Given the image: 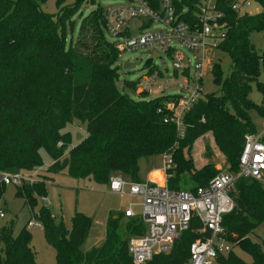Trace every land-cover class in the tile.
I'll list each match as a JSON object with an SVG mask.
<instances>
[{
  "label": "trees",
  "instance_id": "trees-1",
  "mask_svg": "<svg viewBox=\"0 0 264 264\" xmlns=\"http://www.w3.org/2000/svg\"><path fill=\"white\" fill-rule=\"evenodd\" d=\"M45 1L0 0V171L15 173L39 168V150L44 148L51 159L43 170L44 178L65 171L75 179L91 178L97 183L108 184L114 173L140 181V159L169 153L172 166L166 171L168 188L180 190L179 172H187L194 182L188 189L194 190L205 186L218 172L211 162L194 169L191 156L183 155L182 149L194 138L211 132L225 156L227 171L238 172L244 135L257 132L250 111L264 119V53H259L250 39L253 32L264 33V0H255L261 5L256 14H238L229 2L220 0L225 29L216 46L229 55L231 70L221 79L219 66L212 65L219 92L205 94L193 102L184 111L181 130L173 121L171 110L164 106L167 99L173 98L171 95L148 98L137 90V81L125 83L136 98L116 87L118 74L114 63L119 52L107 38L101 6L93 10L94 28L107 44V53L96 51L97 43L90 48L84 43L79 47L75 39L67 38V27L73 31V18L77 16L75 7L83 0H71L68 4L56 0L58 12L54 15L41 10ZM200 1L173 0L178 19L193 21ZM150 2L157 7L158 0ZM80 30L81 25L76 34ZM93 36L89 37L90 42ZM252 84L261 94L259 104L249 98ZM74 118L85 122L86 136L71 147L70 133L61 130ZM42 182L32 189L40 196L45 193ZM4 186L0 184V195ZM16 190V195L33 208L34 198L21 192L19 186ZM230 196L233 208L222 216L223 236L231 246L246 251L251 261H243L231 248L217 256L215 262L264 264V249L249 236L264 222V185L239 177ZM32 215L55 250V264H135L126 242L130 235L144 231L138 218H126L121 223V218H125L123 212H109L103 242L82 251L80 246L91 225L88 216L75 211L68 230L62 222H53L46 206ZM200 228L201 223L193 216L189 228L174 240L168 252L154 255L142 264H185L190 244L208 235ZM0 243L2 264H43L36 260L31 234L24 228L13 236L11 226L0 227Z\"/></svg>",
  "mask_w": 264,
  "mask_h": 264
},
{
  "label": "built area",
  "instance_id": "built-area-1",
  "mask_svg": "<svg viewBox=\"0 0 264 264\" xmlns=\"http://www.w3.org/2000/svg\"><path fill=\"white\" fill-rule=\"evenodd\" d=\"M125 6H109L104 10L107 35L112 38L119 51H133L139 48L158 49L172 58V75L185 78H164V70L150 63V67L139 77L137 90L154 98L166 94L174 97L175 103L167 109L184 112L199 98L203 97L200 71L205 64L203 52L207 47L206 38H214L216 44L223 35L225 22L221 19L224 12L219 9L220 0H201L196 4L193 21L178 19L173 0H158L154 8L150 0H128ZM229 2V7L240 12L247 0H222ZM184 11V10H183ZM244 13V12H243ZM142 19L148 26L146 32L138 37H130L129 22ZM160 24L159 28L150 26ZM123 37V41H121ZM218 40V41H217ZM177 47L183 48L188 54ZM189 55L193 60L195 72L189 77ZM151 65H154L155 68ZM151 68V69H150ZM150 69V70H149ZM176 87V91L165 92ZM184 92L188 94L185 96ZM181 130L182 124L178 115L173 120ZM172 166L169 153L162 154V180L146 179L130 181L114 173L109 176L107 187L110 192L119 196L127 195L135 202H129L123 211L125 218H138L144 231L132 234L126 242L127 252L133 263L142 264L151 260L154 255L170 250L175 239L189 228L192 217L201 223L200 232L207 231L204 238L194 240L189 247V258L185 264H208L217 256L231 249V244L224 238L221 224L222 216L233 208L230 191L239 177L264 180V129L244 135L242 150L238 159V172L220 171L205 186L194 190H173L166 184V171ZM20 172H0V184H20L31 180ZM42 200L46 201L44 198ZM138 207L135 210L134 207ZM0 210V217H3ZM29 221L28 225H34Z\"/></svg>",
  "mask_w": 264,
  "mask_h": 264
},
{
  "label": "rangeland",
  "instance_id": "rangeland-1",
  "mask_svg": "<svg viewBox=\"0 0 264 264\" xmlns=\"http://www.w3.org/2000/svg\"><path fill=\"white\" fill-rule=\"evenodd\" d=\"M56 0H46L40 5V8L43 12L54 15L56 14L57 8L55 5ZM64 1V0H61ZM71 0H65L64 4L71 3ZM129 4L128 0H94L93 3H90V0H83V2L75 7L77 11V16L73 18V31L67 27V38L75 39V45L79 46L84 43L89 48L96 44V51L102 53L108 52V46L102 39L97 28H94L96 14L93 12L94 8L99 5L103 10L107 9L109 6H125ZM261 11V5L255 0H247V5L241 6L240 12H246L248 14H256ZM67 15V14H66ZM81 20V21H80ZM142 19H132L129 22V31L130 37H138L141 33L146 32L148 26L144 25L141 21ZM81 25V30L78 34L77 28ZM160 24H155L150 26L152 29L159 28ZM87 31V33H86ZM94 35L91 38L89 37ZM76 37V38H75ZM107 38L112 41L113 39ZM252 43L255 45L256 50L259 53H264V33L262 32H253L250 37ZM123 41V37L120 39ZM218 41V40H217ZM207 47L203 52V59L205 61L201 74V84H202V95L210 93H218L219 85L214 80L211 72L213 64H217L221 71V79L226 78L231 70V59L227 52L222 51L217 48L214 38H206ZM183 53L188 54L183 48L177 47ZM119 57L114 63V67L117 69V79L116 87L122 93H125L133 98H136L135 94L125 87L126 82H136L139 77L146 71V61L151 59V64H154L160 69L164 70V78L167 76H172L173 79H181V81L186 77L185 73L181 77L172 75V58L165 54L163 51L158 49H147L139 48L133 51H119ZM130 63V66L127 69H124V63ZM192 58L189 55L187 64L190 66L188 73L189 77H193L194 71L192 69ZM148 63V64H150ZM154 65H151L155 68ZM176 91V87L168 88L165 92L171 93ZM188 93L184 92L186 96ZM150 98V97H148ZM249 98L256 104L261 102V94L257 89L255 84L251 85ZM174 97L169 98L164 102V106L168 108L170 105L175 103ZM170 110V108H169ZM172 115H178L181 118L184 112H179L171 110ZM250 118L253 122L254 128L257 132H260L264 129V119L260 118L256 111H250ZM70 133V146L76 145L81 139L86 136L85 122H81L78 119H73L72 122L67 123L61 130V132ZM182 134V133H181ZM189 149L188 146L184 145L182 149L183 155L191 156L192 164L194 169H199L207 163L211 162L215 172L227 171L228 166L225 164V156L223 152L218 150L216 144L214 143L211 132H207L194 138L190 143ZM39 154L42 159V164L39 168L26 171L22 170L24 176H29L31 180H23L20 184L11 183L2 188L0 195V210L3 212V217H0V227L11 226L12 235H17L23 228L26 229L31 234V246L35 252V258L38 262L43 264H55V250L54 248L46 241L41 224L38 220L34 219L32 212L38 211L43 206H46L53 218L55 224H62L70 230L71 228V217L74 212H80L83 215H86L91 220V225L88 231V234L80 246L82 251H87L91 247H96L103 242L105 236V227L107 216L109 212L111 214H118L123 212L127 207V204L130 202H135L133 198L124 195L119 196L109 191L107 184L97 183L91 178H81L75 179L66 174L65 171L57 174H48L47 178L42 177L45 170L50 164L51 159L44 148L39 150ZM164 154V153H162ZM162 154L154 155L149 159L153 161L151 164L144 163L143 159H140L138 162V175L145 179L147 173L152 166L159 168V165L162 164ZM5 172V171H0ZM123 177L125 175L119 173ZM153 176L156 179H161L160 172L153 173ZM126 177V176H125ZM158 179V180H159ZM43 181L45 187V193L43 196L37 195L35 190V185ZM262 185H264V180H257ZM194 182L191 176L187 172H179V188L188 189L193 186ZM17 186L21 187L25 195L29 194L30 198H34L33 208L30 207L28 203L25 202L23 197L16 195ZM35 191V192H31ZM27 197V196H26ZM44 198L46 201L42 200ZM135 210H138V207H134ZM29 221H34L35 224L32 226L28 225ZM126 221V218H121L120 222L123 223ZM120 223V224H121ZM123 225V224H122ZM250 238L254 241H257L262 249H264V222L257 226L250 234ZM1 246V243H0ZM232 251L239 256L243 261L250 262L251 256L237 245L231 246ZM2 264V263H0ZM208 264H217L215 260H209Z\"/></svg>",
  "mask_w": 264,
  "mask_h": 264
},
{
  "label": "crops",
  "instance_id": "crops-1",
  "mask_svg": "<svg viewBox=\"0 0 264 264\" xmlns=\"http://www.w3.org/2000/svg\"><path fill=\"white\" fill-rule=\"evenodd\" d=\"M144 160V163H146V164H148V163H152L153 161H151L150 159H147V160H145V159H143ZM161 165L162 164H160L159 165V168L157 167V168H155V166H152L151 167V169L149 170V172L147 173V176H146V178L145 179H142L139 175H138V178L140 179V180H146V179H156L154 176H153V173H155V172H160V176H161V179H156L158 182H163V180H162V170H161ZM130 202V201H129ZM126 209V208H125ZM124 209V210H125Z\"/></svg>",
  "mask_w": 264,
  "mask_h": 264
},
{
  "label": "water",
  "instance_id": "water-1",
  "mask_svg": "<svg viewBox=\"0 0 264 264\" xmlns=\"http://www.w3.org/2000/svg\"><path fill=\"white\" fill-rule=\"evenodd\" d=\"M151 62V59H148L147 61H146V63H150ZM130 66V63H124L123 64V67H124V69H127L128 67Z\"/></svg>",
  "mask_w": 264,
  "mask_h": 264
}]
</instances>
